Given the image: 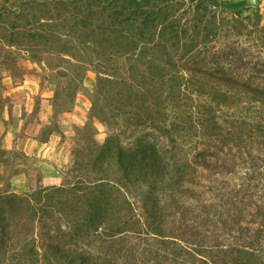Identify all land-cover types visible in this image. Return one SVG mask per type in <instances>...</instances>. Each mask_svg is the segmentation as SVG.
Returning a JSON list of instances; mask_svg holds the SVG:
<instances>
[{"label":"trees","instance_id":"16d2710c","mask_svg":"<svg viewBox=\"0 0 264 264\" xmlns=\"http://www.w3.org/2000/svg\"><path fill=\"white\" fill-rule=\"evenodd\" d=\"M29 1L43 17L27 18L24 0H0V20H7L10 14L30 27L28 33L19 34L31 35V42L22 38L11 41L30 50L34 58L54 54L61 62L71 59L74 66L90 65L108 74L110 79L98 77L96 89L103 81L111 85V72L120 59L141 57L147 41L158 46L154 40L157 32L168 31L172 45L181 52L180 60L192 64L199 46L208 47L213 38L221 36L225 25L217 21L205 24L202 43H192L181 40L168 9L162 14L165 0ZM205 2L224 10L246 9L237 1ZM46 16L50 21L43 20ZM238 53L229 45V51L221 54L228 58V54L239 57ZM214 57L202 59V65L217 64L214 71L194 67L195 63L194 68L179 74V84L203 100L192 114L198 148L189 161L176 159L173 123L164 121L160 136L152 139L125 137L108 129L116 126L114 120L102 117L100 121L108 129L104 140L73 148L75 161L66 174L73 181L41 185L30 193L0 194V264L251 261L249 249L226 244L227 236L249 242L252 234L238 214L235 220L227 218L226 207L238 204L228 197L239 193L246 169L254 178H264V72L243 81L226 74V64ZM147 70L163 80L169 74L151 59ZM139 107L140 111L129 115L137 119L136 130L146 120H153L154 114L145 103ZM230 220L234 222L230 224Z\"/></svg>","mask_w":264,"mask_h":264},{"label":"rangeland","instance_id":"374dc122","mask_svg":"<svg viewBox=\"0 0 264 264\" xmlns=\"http://www.w3.org/2000/svg\"><path fill=\"white\" fill-rule=\"evenodd\" d=\"M22 5L27 18L43 17L32 9L29 0ZM161 6L162 14L169 10L167 14L171 24L178 26L181 40L202 43L204 25L212 21L225 24L222 37L213 38L208 47L202 43L189 64L180 60L181 52L172 45L170 33L157 32L154 40L159 42L158 46L147 41L141 57L120 59L111 72L114 74L111 85H104L103 81L99 89H96L98 77L110 79L108 74L90 65L74 66L71 59L61 62L54 54L34 58L30 50L11 41L22 38L31 42V35L19 34L28 33L30 27L23 26V20L10 14L6 15L7 20H0V194L30 193L41 185L60 186L65 179L73 181L66 177L75 161L73 148L90 145L94 140L103 141L108 129L125 137L144 135L152 139L160 136L164 121L173 123L176 159L192 158L198 147L191 119L195 107L203 100L179 84V74L191 66L214 71L217 64L202 65V59L211 60L213 55L214 61L221 58L226 64V74L242 77L243 81L261 70L264 72V0H259L257 7H246L240 12L224 10L205 0H165ZM44 18L45 22L50 21L47 16ZM226 27L230 29L226 31ZM184 30L186 34L182 33ZM165 41L167 45L163 47ZM229 45H234L239 57L221 54L229 51ZM207 50L209 54L204 55ZM150 59L169 70L165 80L147 70ZM143 103L154 109L153 120H146L136 130L137 119L129 115L140 111ZM102 117L114 120L116 126L106 130L100 121ZM46 141L50 142L44 146ZM245 172L239 193L228 197L238 200V204H228L227 218L235 220L234 215L238 214L252 234L249 242L227 236L226 244L231 248L236 243L245 251L249 249L247 257L251 261L247 264H264V178H254L247 169ZM50 174H59L61 183L44 184V177ZM233 222L230 220V224Z\"/></svg>","mask_w":264,"mask_h":264},{"label":"crops","instance_id":"0c3cea01","mask_svg":"<svg viewBox=\"0 0 264 264\" xmlns=\"http://www.w3.org/2000/svg\"><path fill=\"white\" fill-rule=\"evenodd\" d=\"M49 142L46 141L43 143V145L47 146V144ZM60 180H61V178H60L59 174H56L54 176H51V174H50V175H47L44 177V184H46V185H59L61 183Z\"/></svg>","mask_w":264,"mask_h":264},{"label":"water","instance_id":"95a60500","mask_svg":"<svg viewBox=\"0 0 264 264\" xmlns=\"http://www.w3.org/2000/svg\"><path fill=\"white\" fill-rule=\"evenodd\" d=\"M238 4L241 7H257L259 4V0H239Z\"/></svg>","mask_w":264,"mask_h":264}]
</instances>
